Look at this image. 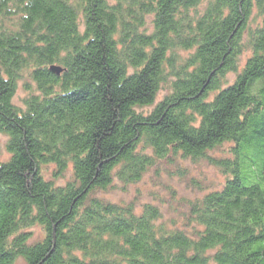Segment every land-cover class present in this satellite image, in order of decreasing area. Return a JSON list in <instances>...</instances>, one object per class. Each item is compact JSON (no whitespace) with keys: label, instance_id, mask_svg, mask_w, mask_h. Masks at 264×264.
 <instances>
[{"label":"trees","instance_id":"1","mask_svg":"<svg viewBox=\"0 0 264 264\" xmlns=\"http://www.w3.org/2000/svg\"><path fill=\"white\" fill-rule=\"evenodd\" d=\"M0 133V264H264V0H0ZM169 156L226 176L194 235L99 194Z\"/></svg>","mask_w":264,"mask_h":264},{"label":"rangeland","instance_id":"2","mask_svg":"<svg viewBox=\"0 0 264 264\" xmlns=\"http://www.w3.org/2000/svg\"><path fill=\"white\" fill-rule=\"evenodd\" d=\"M153 17H148L147 27L153 30ZM245 58H243V61ZM243 64V62H242ZM242 66V65H241ZM235 75L228 76L229 81L235 80ZM27 80L20 82L13 102L24 107V99L28 93L25 90ZM169 89L164 87L157 95L153 105L141 108L144 113H149L163 100ZM139 110V109H138ZM8 136L0 133V160H8L10 153L7 150ZM229 149V144L211 151L210 154H220L221 151ZM55 165H49L44 174L47 179L54 180L56 184L63 185L72 179V167L63 175H53ZM226 181V176L206 159L194 162L192 159L182 157H171L159 160L157 164L144 173L141 180L133 184H125L115 178L113 186L99 194L102 198L120 204L133 203L136 210L141 212L146 205L157 206L161 211L158 225L168 230L181 229L188 234L194 235L200 228L193 220L191 207L194 201L203 198L206 194L220 190ZM33 231L32 240H40L42 231L39 226ZM18 264H25L19 260Z\"/></svg>","mask_w":264,"mask_h":264},{"label":"water","instance_id":"3","mask_svg":"<svg viewBox=\"0 0 264 264\" xmlns=\"http://www.w3.org/2000/svg\"><path fill=\"white\" fill-rule=\"evenodd\" d=\"M51 71L54 73L60 74L62 72V69L59 66H52Z\"/></svg>","mask_w":264,"mask_h":264}]
</instances>
